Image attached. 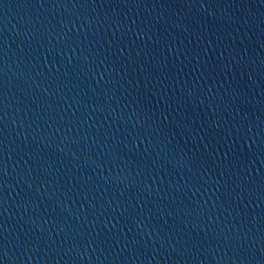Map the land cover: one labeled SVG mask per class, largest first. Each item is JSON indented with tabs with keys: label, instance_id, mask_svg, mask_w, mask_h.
<instances>
[{
	"label": "water",
	"instance_id": "95a60500",
	"mask_svg": "<svg viewBox=\"0 0 264 264\" xmlns=\"http://www.w3.org/2000/svg\"><path fill=\"white\" fill-rule=\"evenodd\" d=\"M0 264H264V0H0Z\"/></svg>",
	"mask_w": 264,
	"mask_h": 264
}]
</instances>
